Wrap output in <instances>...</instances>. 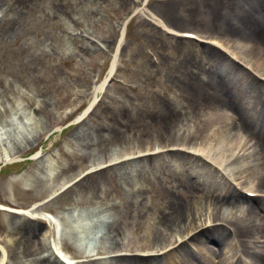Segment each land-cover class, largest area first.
Returning <instances> with one entry per match:
<instances>
[{
	"label": "bare ground",
	"instance_id": "obj_1",
	"mask_svg": "<svg viewBox=\"0 0 264 264\" xmlns=\"http://www.w3.org/2000/svg\"><path fill=\"white\" fill-rule=\"evenodd\" d=\"M175 5L178 4H171L166 10L172 21L176 20ZM204 8L210 28L225 38L227 44L231 43L224 50L227 63L220 59L217 50L200 52L193 48L198 45L189 39H171L175 42L172 50L179 55L171 79L177 89L188 92L194 103L180 110L173 103L164 102L167 110L160 109L159 117L147 115L142 124H155L157 129L135 133L146 141L144 151L132 157L109 154L101 162L90 164L95 172L71 178L76 181L68 191L89 179L91 187H95L107 180L108 174L115 177L114 189L121 201L105 205L99 214L89 213L93 220H83L82 212L70 213L63 222L58 221V228L55 221L57 229H51L37 218L6 214L24 258L19 261L18 255L13 256L15 264H71L59 259L51 241V230L60 227L62 241L70 240L79 251L89 241L84 260L78 264H160V260L164 264H176L178 260L187 264H264V219L258 216L257 200L246 195H264V0H212ZM7 10L6 7L1 11V20ZM146 15L152 22H159L152 13ZM139 16H144V10L139 11ZM194 19L197 23V17ZM235 58L238 72L229 66ZM113 68L114 65L109 74ZM104 86L105 82L88 91L94 99L87 110L95 104L96 95ZM37 121L32 118L23 122L24 130L18 131V136L14 135L16 128L7 123L9 128L0 133L3 162L16 159L24 151L19 138L27 145L33 142L29 134L37 140L43 132L42 126L35 130ZM102 132L108 139L118 141H124L127 134L99 126L96 134ZM80 133L72 137L82 140ZM35 162L45 163L46 159L40 157ZM67 169L73 170L71 166ZM227 183L233 189L226 191ZM238 186L244 190L243 196L234 191ZM150 192L158 194L159 200L151 245L127 249L146 252V258L119 254L126 251L120 248V240H124L120 224L125 230L137 227L133 231L137 235L142 225L128 223V215L139 214L138 208ZM227 208L234 210L225 214ZM217 217L219 224H215ZM8 237L0 239V264H6L10 249L15 250L14 239ZM93 239L106 241L99 258L93 257L94 247L89 246ZM229 241L233 243L223 250L222 246ZM62 247L70 250L64 243ZM39 251L46 255L38 257Z\"/></svg>",
	"mask_w": 264,
	"mask_h": 264
},
{
	"label": "rangeland",
	"instance_id": "obj_2",
	"mask_svg": "<svg viewBox=\"0 0 264 264\" xmlns=\"http://www.w3.org/2000/svg\"><path fill=\"white\" fill-rule=\"evenodd\" d=\"M143 1L0 0V18L1 11L9 8L4 12V19L0 20V133L5 132L9 128L7 123H10L16 128L14 135L18 136L23 122L32 118L38 120L36 131L41 126L43 128L36 141L32 134L28 135L33 137L29 145L19 138V146L24 151L17 154L19 158L15 160L19 161L18 164L5 165L1 160L4 154L0 152V207L32 209L34 203H42L50 197V190L62 187L66 181L69 183L77 174L84 175L91 163L101 161L109 154L120 156L127 151H144L146 141L135 133L157 129L155 124L142 126L147 115L159 117L160 109L167 110L164 102L168 101L180 110L188 109L192 104L193 98L188 92L177 89L171 79L179 59L178 53L172 50L173 40L182 39L168 34L166 29L196 34L204 43L190 42L198 45L193 48L200 52L217 50L210 45L212 40L219 41L224 47L230 46L231 43L219 38L221 36L207 22L204 5L211 4L212 0H149L146 6ZM171 4H178L173 6L177 9L175 21L166 14ZM138 9H144L146 13L144 16L135 15L127 24L118 50L115 74H109L124 24ZM150 13L166 29L152 22L146 15ZM164 36L170 39L162 38ZM219 54L227 63L225 53ZM236 60L229 66L238 72ZM103 82L104 90L97 94V101L85 114L93 101V95L88 91ZM99 126L120 133L126 131V138L118 141L108 139L105 132L97 135ZM80 131L82 140L72 137ZM40 156L46 159L45 163L35 162V157ZM69 166L73 170L67 169ZM110 176L108 174L107 180L95 187H91L90 179L86 180L49 201L43 211L61 212L65 218L70 213L82 212L83 220H93L89 213L99 214L105 205L121 201L114 189L115 177ZM230 189L233 187L227 183L226 191ZM234 191L243 196L241 187H235ZM250 198L257 200L260 206L258 216L264 219V197ZM158 203V194L150 192L142 200L139 214L128 215V223L142 225L137 235H133L137 227L129 226L125 230L120 224L124 231L121 249L151 245ZM231 210L234 209H224V213ZM7 212L0 210V233L14 239L15 250H12L7 264H15L13 256L18 255L19 261L24 258L15 242L17 235L8 224ZM218 218L215 224L221 223ZM96 232L98 230L91 236L94 237ZM146 233L148 235L143 239L142 235ZM88 242L80 251L71 245L77 254H85ZM232 243L226 242L222 249L226 250ZM105 244L104 239H93L89 246L101 252ZM209 247L218 249V246ZM107 250L111 252L109 248ZM45 253L39 251L37 256L43 257ZM137 256L145 258L142 254ZM180 263L187 264L179 260L176 264ZM160 264L164 261L160 260Z\"/></svg>",
	"mask_w": 264,
	"mask_h": 264
}]
</instances>
